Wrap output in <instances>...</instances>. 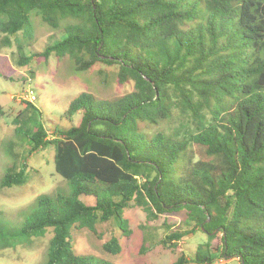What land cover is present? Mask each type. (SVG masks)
<instances>
[{
  "label": "trees",
  "instance_id": "16d2710c",
  "mask_svg": "<svg viewBox=\"0 0 264 264\" xmlns=\"http://www.w3.org/2000/svg\"><path fill=\"white\" fill-rule=\"evenodd\" d=\"M32 12L60 39L21 53V64L55 54L78 72L117 65L118 82L134 89L114 99L81 93L66 112L81 114L80 124L56 126L52 138L41 110L27 102L32 113L15 118V134L31 154L53 146L70 189L38 196L18 230L0 229V246L51 229L45 264H116L77 254L74 229L96 234L113 220L129 235L124 213L133 204L148 220L187 212L192 228L166 225L159 242L166 248L196 230L208 235L193 257L182 253L173 264H214L217 252L264 264V0H0V33L30 32ZM175 118L179 128L152 130ZM27 182L23 162L1 187ZM218 236L222 247L214 249ZM102 248L108 256L123 249L117 236Z\"/></svg>",
  "mask_w": 264,
  "mask_h": 264
},
{
  "label": "rangeland",
  "instance_id": "374dc122",
  "mask_svg": "<svg viewBox=\"0 0 264 264\" xmlns=\"http://www.w3.org/2000/svg\"><path fill=\"white\" fill-rule=\"evenodd\" d=\"M30 32L21 31L16 35L0 33V229L6 233L9 228H20L22 213L35 199L44 194L57 191L67 193L66 180L57 173L53 146L45 150L29 153L24 140L15 134V118L28 108L27 102L34 98L33 104L43 113V120L49 137L52 138L56 126L70 128L81 122L82 115L66 114L72 100L83 92H90L97 99H114L134 89L133 82H118L119 67L98 63L87 72H78L72 59L68 56L58 58L52 54L48 60L31 57L30 62L21 64L20 54L26 57L34 52L45 51L47 45L60 39V30L48 26L41 15L32 12ZM22 50H21V49ZM30 98V99H26ZM32 109L26 111L27 115ZM181 120L161 124L157 129L173 131L179 128ZM186 126L196 129L194 123L185 122ZM23 162L28 165V182L22 186L1 187V182L10 167L21 168ZM88 201V199H87ZM90 203H93L91 200ZM129 235L123 233L111 220L97 225L96 234L87 229L75 228L74 247L77 254L107 257L116 264H173L182 253L192 256L199 245H205L208 235L196 230L186 238L175 243L174 249L160 244L168 232L166 225L172 229L187 230L192 225L185 224L187 212H174L160 215L158 219L148 220L146 212L138 206L131 205L125 210ZM53 230H48L44 237L23 239L12 247L0 246V264H45L46 254ZM117 236L123 247L117 256L105 255L103 244ZM147 238L144 241V238ZM220 236L212 240L211 247H222ZM27 240V241H26ZM214 264H241L236 258H221ZM216 253V254H217ZM191 264H197L192 262Z\"/></svg>",
  "mask_w": 264,
  "mask_h": 264
},
{
  "label": "built area",
  "instance_id": "2783aa9c",
  "mask_svg": "<svg viewBox=\"0 0 264 264\" xmlns=\"http://www.w3.org/2000/svg\"><path fill=\"white\" fill-rule=\"evenodd\" d=\"M26 99H30V98H26ZM33 100H34V98H32ZM32 99H30V102L32 103L33 102V100Z\"/></svg>",
  "mask_w": 264,
  "mask_h": 264
}]
</instances>
